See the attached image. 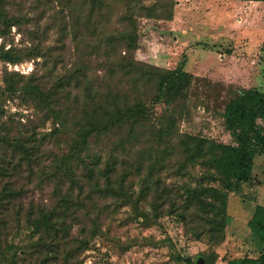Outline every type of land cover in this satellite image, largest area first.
<instances>
[{"label": "trees", "instance_id": "trees-1", "mask_svg": "<svg viewBox=\"0 0 264 264\" xmlns=\"http://www.w3.org/2000/svg\"><path fill=\"white\" fill-rule=\"evenodd\" d=\"M24 1L0 0V60L13 64L35 61L26 74L3 69L0 260L14 249L10 237L26 227L31 237L17 254L21 264H74L88 247L89 235L100 230L102 213H109L105 201L102 207L89 209L88 203L93 204L96 195L129 196L133 201L147 198L148 211L139 212L145 220L173 215L193 235H208L215 243L223 239L233 218L244 220L248 231L264 245V205L230 194L234 182L262 180L255 159L264 157V92L237 86L230 89L221 114L231 136L229 142L181 132L174 112L188 104L194 76L133 57L136 18L164 15L165 0H153L149 6L142 0H32L28 6ZM172 3L169 0L165 7ZM45 16L51 20L58 17L63 37H69L75 55L69 66L67 60L63 63V47L45 44L47 28H39ZM12 26L24 44L19 48L9 34ZM7 43L10 45L5 48ZM95 51L103 55L99 64L106 70L105 90L98 78L91 76V54ZM38 57L43 60L36 61ZM125 78L129 79L126 85ZM139 81L146 86L143 92ZM19 93L25 94L35 109L34 116L25 121L4 117L3 102ZM148 102L166 103V110L155 121ZM48 118L53 127L49 132L39 131L38 126ZM60 131L69 135L65 148L57 141V146L49 142ZM93 142L99 143V150L85 160L83 152L87 153ZM104 149L108 150L107 161L100 166L99 152ZM129 149V155L122 154ZM74 159L78 162H69ZM194 164L202 170L195 178L189 168ZM116 167L123 172L116 174ZM144 170L147 176L141 188L131 189L132 176L142 175ZM16 174L27 181L39 175L37 182L50 187L49 198L40 196V203L35 202L29 196L34 188ZM168 176L169 181L165 179ZM74 223L78 227L75 236ZM185 261L197 263L190 257ZM246 263L264 264V247L256 258L239 261ZM203 264L212 261L206 259Z\"/></svg>", "mask_w": 264, "mask_h": 264}, {"label": "rangeland", "instance_id": "rangeland-1", "mask_svg": "<svg viewBox=\"0 0 264 264\" xmlns=\"http://www.w3.org/2000/svg\"><path fill=\"white\" fill-rule=\"evenodd\" d=\"M31 1L25 0L24 3L28 6ZM165 2L166 6L169 0ZM141 3L149 6L153 4V0H142ZM165 6L162 7L165 10L164 15L160 17L142 15L136 18L138 35L133 57L142 63L179 69L192 74L194 79L189 102L186 106L180 105L174 112L177 115V127L181 132L229 142L231 136L224 128L221 114L223 102L230 95V89L237 86L256 88L264 92V0H173L169 8ZM165 14L171 16L167 17ZM59 21L58 17L51 20L45 16L40 21L39 28H47L45 44H52L59 49L63 47V63L67 60L66 64L69 66L75 55L69 37H63L64 31L60 29ZM112 23L117 25L115 20ZM9 34L13 36L15 47L24 45L20 41L21 36L16 26L11 27ZM1 42L0 35V44ZM9 45L10 43H7L5 48ZM124 52L125 48L122 54ZM102 58L101 52L95 51L91 54L93 61L90 71L91 76L98 78L102 90H105L108 84L103 79L106 70L99 64ZM35 60L41 62L43 58L38 57ZM34 62L32 59L13 64L0 60V91L3 87L4 67L26 74L33 68ZM61 65L62 63H59L58 67ZM116 81L114 79L111 83L113 90ZM122 81L126 85L129 79ZM138 86L141 92L146 87L141 81ZM3 103L4 117L25 121L34 116L33 104L25 94L8 97ZM147 105L155 116L153 121L166 110L164 102H148ZM52 127V120L48 118L45 124L38 126V130L49 132ZM144 129H148V124H144ZM55 141L65 148L70 142L69 135L60 131L49 140L53 143L52 146H57ZM91 141L90 139L89 142ZM98 147L99 143H90L91 149H88L87 153L83 152L85 160L88 156L96 154ZM133 149L135 150V147ZM134 150L131 152L134 153ZM99 153L102 159L100 166H103L107 161L105 157L108 156V150H100ZM129 153L130 149L122 154ZM74 160L75 162L68 161L73 164L78 162L77 159ZM116 168L118 170V167ZM189 168L194 178L201 175L202 170L198 164ZM255 168L262 180L259 183L234 182V189L230 194L244 198L251 204L264 205L263 156H256ZM120 172L123 171L118 170L116 174ZM146 176L144 170L142 175L134 174L130 177L131 189L138 191ZM16 177L20 181H27L23 176L16 174ZM39 178L41 179L39 175L32 176V180L27 183L34 188L29 196L40 203V196H43L44 200L49 198L50 187L38 183ZM165 179L169 181L170 177ZM190 180L193 181V178ZM93 200V204L88 203L89 209L94 208V205L102 207L105 201L109 204V213L101 211L103 213L100 218V230L94 235H89L88 247L79 254L74 264H186L185 257H190L196 262L199 256L203 258V263L207 259L212 261V264H239L243 258H256L264 247L259 238L248 231L244 220L237 218L229 222L223 239L215 243L205 234L196 237L192 230H187L182 220L173 215H162L156 221L145 220L139 212L148 211L147 198L133 201L129 196L96 195ZM81 217L82 215L80 221ZM88 222L86 221L87 226ZM76 226L74 223V236L78 230ZM30 237L31 231L26 227L12 235L9 242L13 244L14 249L3 256L0 264H21L22 261L16 259L17 254L22 253L20 249L27 247Z\"/></svg>", "mask_w": 264, "mask_h": 264}, {"label": "water", "instance_id": "water-1", "mask_svg": "<svg viewBox=\"0 0 264 264\" xmlns=\"http://www.w3.org/2000/svg\"><path fill=\"white\" fill-rule=\"evenodd\" d=\"M197 263H203V258L201 256H199L196 260Z\"/></svg>", "mask_w": 264, "mask_h": 264}]
</instances>
